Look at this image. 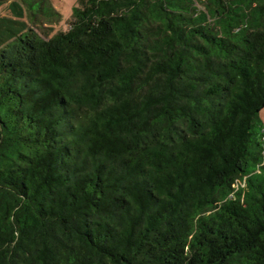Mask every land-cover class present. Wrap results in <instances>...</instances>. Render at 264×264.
I'll return each instance as SVG.
<instances>
[{
    "label": "trees",
    "instance_id": "trees-1",
    "mask_svg": "<svg viewBox=\"0 0 264 264\" xmlns=\"http://www.w3.org/2000/svg\"><path fill=\"white\" fill-rule=\"evenodd\" d=\"M0 0V264H264V0Z\"/></svg>",
    "mask_w": 264,
    "mask_h": 264
},
{
    "label": "rangeland",
    "instance_id": "rangeland-1",
    "mask_svg": "<svg viewBox=\"0 0 264 264\" xmlns=\"http://www.w3.org/2000/svg\"><path fill=\"white\" fill-rule=\"evenodd\" d=\"M51 1L55 9L61 13V16L63 18L62 24L56 26L55 31H59V30L66 31L69 28V22L71 21V14H72V9L75 6V1L74 0H51ZM4 15L6 16L9 15V12L5 6L0 8V16H4ZM260 118L264 122V110L261 111Z\"/></svg>",
    "mask_w": 264,
    "mask_h": 264
}]
</instances>
